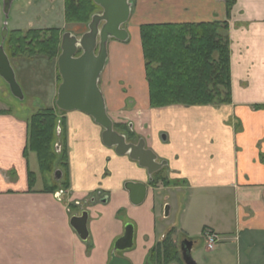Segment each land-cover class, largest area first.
I'll return each mask as SVG.
<instances>
[{"label": "crops", "instance_id": "crops-1", "mask_svg": "<svg viewBox=\"0 0 264 264\" xmlns=\"http://www.w3.org/2000/svg\"><path fill=\"white\" fill-rule=\"evenodd\" d=\"M130 2L129 39L109 40L98 87L110 120L166 163L162 177L171 185L151 187L146 170L105 147L102 128L75 111L63 116L69 189L45 192L43 180L36 188L30 166L36 155H23L24 119L0 115V264H108L128 225L133 247L117 255L131 264H147L171 230L179 244L193 243L197 264H264V0H234L229 16L225 0ZM213 22L228 26L231 104L150 108L139 27ZM51 88L44 108L55 107L57 80ZM28 171L35 175L32 188ZM129 183L146 187L138 205L131 202L137 195L125 189ZM98 193L104 202L75 205ZM164 205L172 222L160 225ZM82 212L86 241L70 225ZM205 229L219 236L207 256Z\"/></svg>", "mask_w": 264, "mask_h": 264}, {"label": "trees", "instance_id": "trees-1", "mask_svg": "<svg viewBox=\"0 0 264 264\" xmlns=\"http://www.w3.org/2000/svg\"><path fill=\"white\" fill-rule=\"evenodd\" d=\"M66 25H86L99 8L92 0H63ZM227 16L234 0H225ZM62 33L57 28L12 31L4 42L10 60L46 59L56 61ZM149 106L201 107L231 104L230 51L226 23L145 24L139 27ZM57 86L61 79L56 69ZM8 112L0 111V115ZM65 113L42 108L26 122L25 159L36 155L42 176L61 173L52 186L44 182V191L55 194L69 189V166ZM127 132L126 128L118 127ZM59 130V134L58 131ZM133 140L135 136L128 132ZM57 148L59 151L57 152ZM164 170V169H163ZM153 175L151 187L170 186L162 171ZM28 186L35 175L28 171ZM173 186H176L175 184ZM172 231L149 252L147 264H183L179 249L171 240Z\"/></svg>", "mask_w": 264, "mask_h": 264}, {"label": "water", "instance_id": "water-1", "mask_svg": "<svg viewBox=\"0 0 264 264\" xmlns=\"http://www.w3.org/2000/svg\"><path fill=\"white\" fill-rule=\"evenodd\" d=\"M99 7L100 12L91 17L87 25V32L77 38L72 33H64L60 43V55L57 58V69L61 84L57 90L56 108L61 112H80L90 117L96 125L102 128V143L107 148H113L118 156H127L145 169L152 182V176L166 167L165 162H158L154 153L145 149V144L139 140L136 144L127 143L123 135L113 130V123L108 117L105 103L98 87L100 76L107 60V44L110 39L124 43L129 39L124 28L131 14L130 0H92ZM12 0H5L3 13L7 17ZM8 30L3 29L0 43V78L8 86L11 95L23 100V92L19 86L15 72L4 50V42ZM80 53L78 56L77 54ZM55 179H61V173L55 172ZM125 189L137 195L134 205L140 204L146 193V187L129 183ZM104 202V200H103ZM164 218L169 216V206H166ZM70 225L82 241L88 238L87 213L73 216ZM193 243L182 242L180 246L181 258L184 264H197L191 256ZM133 227H125V234L113 246L108 264H131L117 254L132 249Z\"/></svg>", "mask_w": 264, "mask_h": 264}, {"label": "rangeland", "instance_id": "rangeland-1", "mask_svg": "<svg viewBox=\"0 0 264 264\" xmlns=\"http://www.w3.org/2000/svg\"><path fill=\"white\" fill-rule=\"evenodd\" d=\"M4 1L5 0H0V41L4 28H6L9 33L12 31L25 32L27 30L57 28L61 32H71L78 37L87 32V25L90 21L86 25L65 24L63 0H12L7 17L3 13ZM99 12L100 9L98 13ZM127 26L128 25H125V27ZM11 63L24 97L23 100L14 98L8 86L0 78V111H7L9 114H13L21 119L23 118L26 123L30 116L36 111L49 105V101L46 99L48 98L50 89H52L51 84L55 83L57 80L56 61L49 62L46 59L29 60L23 58L13 60ZM50 104L54 105V102L51 101ZM30 166L31 170L36 173V188H42V180L47 184L53 183L56 180L54 176L55 172L51 175L47 174L44 176L40 174L34 155L30 158ZM46 180H48V182H46ZM166 205H164L163 210ZM171 222L172 218L168 220L161 218L160 225L161 223L168 224ZM171 231V240L178 248L179 243L177 240L179 241V239L174 238L176 240L175 242L173 239L175 231ZM205 252L206 256L211 254V251L205 250ZM200 255L204 257L203 248L200 250ZM191 256L193 258L192 253Z\"/></svg>", "mask_w": 264, "mask_h": 264}, {"label": "flooded vegetation", "instance_id": "flooded-vegetation-1", "mask_svg": "<svg viewBox=\"0 0 264 264\" xmlns=\"http://www.w3.org/2000/svg\"><path fill=\"white\" fill-rule=\"evenodd\" d=\"M65 32H63L62 33V35L64 34ZM77 38H79L78 36H76ZM61 39H62V36H61ZM60 43H61V41H60ZM80 53H78L77 54V56L79 55ZM58 110V109H57ZM59 111V110H58ZM61 112V111H60ZM63 113H65V112H63ZM66 114V113H65ZM61 118H64L63 116H60ZM113 123V122H112ZM118 127H121V128H126L127 129V132H125V131H123V130H120ZM113 130L116 132V133H118V134H120V135H123V136H125V138H126V142L127 143H132V144H136L139 140H138V138H136L135 137V139H131L130 137H129V135H128V132L130 133V134H132L130 131H129V128L128 127H126V126H115L114 124H113ZM103 131V130H102ZM58 132V134H59V130L57 131ZM133 135V134H132ZM59 151V149L57 148V152ZM162 169H164V168H162ZM56 172V171H55ZM54 173V172H53ZM152 179H153V176H152ZM150 185H151V183H149ZM68 191V190H67ZM60 192H63V190L62 191H60ZM98 196H96V195H92L91 197H89V199L88 200H86V201H84V203L82 204L81 203V205L82 206H87V205H89V204H91V203H94V202H96V201H100V200H104L105 199V196L103 195V194H97ZM76 206H78L79 205V203H76L75 204ZM80 206V205H79ZM165 237V236H164ZM163 237V238H164ZM163 238H162V240H163ZM161 240V241H162ZM184 241H188V240H183V241H181L180 242V244L178 245V249H179V252H180V246H181V244H182V242H184ZM180 255H181V252H180ZM181 260H182V258H181ZM183 262V261H182Z\"/></svg>", "mask_w": 264, "mask_h": 264}, {"label": "built area", "instance_id": "built-area-1", "mask_svg": "<svg viewBox=\"0 0 264 264\" xmlns=\"http://www.w3.org/2000/svg\"><path fill=\"white\" fill-rule=\"evenodd\" d=\"M202 236L206 249L209 251L214 250L219 243V236L211 230H205Z\"/></svg>", "mask_w": 264, "mask_h": 264}]
</instances>
